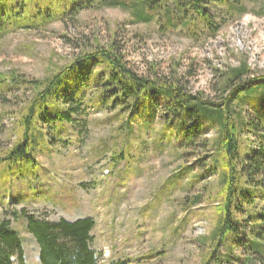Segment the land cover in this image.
<instances>
[{
  "label": "rangeland",
  "instance_id": "rangeland-1",
  "mask_svg": "<svg viewBox=\"0 0 264 264\" xmlns=\"http://www.w3.org/2000/svg\"><path fill=\"white\" fill-rule=\"evenodd\" d=\"M69 5L68 0H0V14L10 20L0 28L10 22H27V10L32 7L28 16L59 14ZM247 6L249 12L225 24L215 37L199 40L181 30L167 31L155 22H139L131 8L118 6L85 10L38 28L3 31L0 77H6L11 87L0 89V221L11 219L21 236L24 264L41 262L40 246L28 232L26 219H13L12 212L23 210L52 222L93 218L94 247L103 254L99 264L204 263L213 249L211 236L221 216L222 173L209 168V160L201 159L205 154L190 157L175 146L173 127H162L161 110L155 121L138 118L125 145L115 113L89 103L94 88L89 86L88 100L83 102L76 85L82 91L85 86L73 84L70 92L80 108L73 125L59 126L56 134L48 126L35 127V135L42 130L36 154L41 166L36 173L39 183L33 182L30 188L27 183L35 175L17 179L1 173L2 160L22 139L21 119L34 97L29 80L46 79L70 64L89 42L108 43L115 34L126 51L125 59L136 69L144 72L148 61L162 71L176 69L186 74L192 92L201 91L213 100H219L220 74L228 68L246 61L253 72L264 75V16L257 4ZM91 66L94 71L89 80L106 74L100 61L94 60ZM12 72L18 81L12 80ZM262 96L259 91L252 93L243 106L236 107L249 123L240 135V158L264 143L259 124L264 117ZM56 102L72 106L66 95ZM216 135L215 127L207 128V139ZM116 152L123 154L119 163L113 159ZM241 214L242 218L250 216L251 229L257 222L264 227V199L259 196L256 205L247 203ZM252 231L242 228L229 242L235 254L243 255L231 264H245L246 253L254 252L249 247L256 234ZM229 246L216 250L212 264H221Z\"/></svg>",
  "mask_w": 264,
  "mask_h": 264
},
{
  "label": "trees",
  "instance_id": "trees-1",
  "mask_svg": "<svg viewBox=\"0 0 264 264\" xmlns=\"http://www.w3.org/2000/svg\"><path fill=\"white\" fill-rule=\"evenodd\" d=\"M68 1L70 5L64 7L59 14L42 12V15L28 16L32 12L30 9L34 7L28 9V21L10 22L7 27H1L0 37L6 29L38 28L44 23L76 16L82 11L102 6L131 8L137 21L155 22L167 31L181 30L195 40L215 37L225 24L249 12L248 4H257L264 16V0ZM9 21L0 14V26ZM85 46L70 64L60 67L46 79L29 80L34 97L27 114L21 119L20 125L24 127L22 139L3 158L1 173L12 174L17 179L35 175L27 183L30 188H33V182L39 183L36 173L41 166L36 154L40 144L38 134L42 130L35 135V127L39 124L48 126L51 134H56L59 126L68 122L73 125L74 114L80 108L75 105L79 102L74 100L70 85L74 87L80 83L85 86V91H82L76 85L77 90L82 93L83 102L88 100L86 93L89 86L94 88V97L90 98L89 103L99 104L102 109L115 113L122 130L120 137L124 138L125 145V138L134 134L133 126L138 118H143L141 121L145 122L147 119L155 121L161 110L162 127L164 130L173 127L171 131L177 139L175 146L188 151L190 157L205 154L201 159L209 160V168L222 173L223 201L218 207L221 216L211 236L213 249L203 264H212L216 250L220 246L228 247L229 242L246 227L251 231L253 229L252 234L256 231V234L249 245L254 252L249 250L246 253L244 263L264 264V249H261L264 227L257 222L251 229L254 222L250 216L241 217L247 203L256 205L259 203V196L264 199V143L253 149L246 158H240V135L249 123L242 111L236 108L243 106L245 98L257 91L262 92L264 100V75L253 72L246 61L237 67L228 68L220 74L219 100H213L204 97L201 91L192 92L188 87L186 74H181L176 69L162 71L152 61L146 63L144 72L136 69L125 59L126 51L115 34L108 43L95 41L86 43ZM94 60L104 64L106 74L99 80L94 78L91 81L89 77L91 71H94L91 66ZM11 77L14 82L18 81L15 72L11 73ZM5 78L0 77V89L11 87ZM63 95L69 99V104L72 105L70 108L56 102ZM259 124L264 130L263 116ZM208 127H215L217 132L212 140L206 137ZM260 138L264 140V134ZM118 152L113 155L117 163L123 159V154ZM12 215L15 220L26 219L28 232L40 246L41 264H99L103 260V254L94 247L95 222L91 217L74 222H52L27 214L25 210L14 211ZM229 249L219 260L221 264H231L234 258L237 261L243 259L242 254H235L230 246ZM24 258L23 240L14 230L12 220H1L0 264H15V261L24 264Z\"/></svg>",
  "mask_w": 264,
  "mask_h": 264
}]
</instances>
